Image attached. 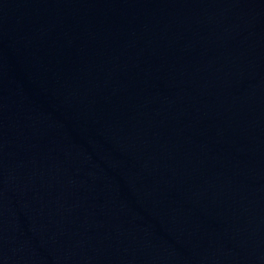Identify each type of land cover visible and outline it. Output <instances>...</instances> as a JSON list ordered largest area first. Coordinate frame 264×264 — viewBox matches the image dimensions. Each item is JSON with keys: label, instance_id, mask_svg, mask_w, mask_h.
I'll list each match as a JSON object with an SVG mask.
<instances>
[{"label": "water", "instance_id": "water-1", "mask_svg": "<svg viewBox=\"0 0 264 264\" xmlns=\"http://www.w3.org/2000/svg\"><path fill=\"white\" fill-rule=\"evenodd\" d=\"M0 264H264V0H0Z\"/></svg>", "mask_w": 264, "mask_h": 264}]
</instances>
